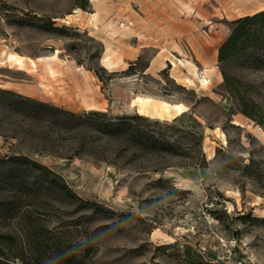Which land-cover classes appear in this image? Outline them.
Returning a JSON list of instances; mask_svg holds the SVG:
<instances>
[{"label": "rangeland", "instance_id": "1", "mask_svg": "<svg viewBox=\"0 0 264 264\" xmlns=\"http://www.w3.org/2000/svg\"><path fill=\"white\" fill-rule=\"evenodd\" d=\"M263 9L264 0H0V90L75 113L137 114L179 146L143 157L106 142L81 149L82 138L12 114L0 96V159H34L100 208L57 192L35 201L47 212L39 224L64 226L56 232L72 264H264V126L237 112L217 61L228 23ZM48 20L60 30L32 27ZM95 66L116 74L102 82ZM224 69L264 110V65L239 57ZM9 170L0 162V198Z\"/></svg>", "mask_w": 264, "mask_h": 264}, {"label": "trees", "instance_id": "2", "mask_svg": "<svg viewBox=\"0 0 264 264\" xmlns=\"http://www.w3.org/2000/svg\"><path fill=\"white\" fill-rule=\"evenodd\" d=\"M87 1L76 0V4L84 9ZM228 26L229 34L217 50L223 88L237 107V112L264 126V110L248 95V84L224 69L228 61L239 57L258 67L264 65V9L234 19ZM32 27L49 33L60 30L51 20L43 26ZM135 64H131L129 69ZM88 70L102 82L112 80L116 74L106 72L101 66L89 67ZM0 96L12 114L35 124L45 123L55 132L62 130L82 138L81 149H85L86 144L92 146L106 142L116 146L119 156L143 157L174 154L179 147L176 140L163 136L155 129L156 122L137 114L112 116L96 110L75 113L8 90H0ZM0 162L10 167L6 178L10 187L0 198V219L3 218L4 225L10 228L0 231V264H42L48 252L57 264L77 262L75 250L62 240L61 232H56L57 228L64 226L59 224L57 228H48L39 224L41 216L47 212L39 208L35 201L49 205L45 198L51 192H57L86 206L91 205L95 210L99 206L78 198L60 175L34 159L12 155L0 159ZM83 257L84 254L79 255L80 260Z\"/></svg>", "mask_w": 264, "mask_h": 264}, {"label": "bare ground", "instance_id": "3", "mask_svg": "<svg viewBox=\"0 0 264 264\" xmlns=\"http://www.w3.org/2000/svg\"><path fill=\"white\" fill-rule=\"evenodd\" d=\"M200 74V73H199ZM202 82H204V83H206L207 82V80L206 79H202ZM135 101L136 102H139L140 104H142L143 103V99L142 98H140V97H136L135 98ZM172 106V105H171ZM174 107H175V109H176V111L178 112V113H180V112H182V108L180 107V105H174ZM165 109H166V106H165ZM165 237V236H164ZM160 238V237H159ZM163 238V237H162ZM165 240V239H164Z\"/></svg>", "mask_w": 264, "mask_h": 264}]
</instances>
